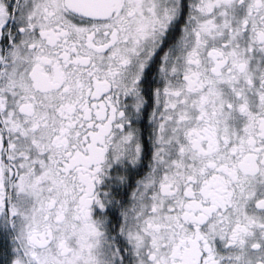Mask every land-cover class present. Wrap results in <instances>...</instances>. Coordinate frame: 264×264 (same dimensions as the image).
<instances>
[{
	"label": "snow or ice",
	"instance_id": "snow-or-ice-1",
	"mask_svg": "<svg viewBox=\"0 0 264 264\" xmlns=\"http://www.w3.org/2000/svg\"><path fill=\"white\" fill-rule=\"evenodd\" d=\"M0 264H264V0H0Z\"/></svg>",
	"mask_w": 264,
	"mask_h": 264
}]
</instances>
